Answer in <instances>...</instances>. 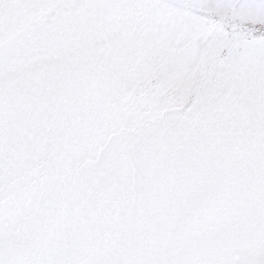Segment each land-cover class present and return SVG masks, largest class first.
Wrapping results in <instances>:
<instances>
[{
    "label": "snow or ice",
    "instance_id": "obj_1",
    "mask_svg": "<svg viewBox=\"0 0 264 264\" xmlns=\"http://www.w3.org/2000/svg\"><path fill=\"white\" fill-rule=\"evenodd\" d=\"M0 264H264V0H0Z\"/></svg>",
    "mask_w": 264,
    "mask_h": 264
}]
</instances>
